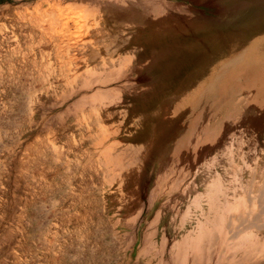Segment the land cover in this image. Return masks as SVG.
<instances>
[{
    "label": "rangeland",
    "instance_id": "1",
    "mask_svg": "<svg viewBox=\"0 0 264 264\" xmlns=\"http://www.w3.org/2000/svg\"><path fill=\"white\" fill-rule=\"evenodd\" d=\"M142 1L164 14L176 4L188 23L156 14L131 28L125 8L140 14ZM263 64L264 0H0V264H195L201 247L181 250L200 179L264 169V109L240 107L214 148L188 143L170 160L174 117ZM158 157L177 167L160 172ZM260 228L221 237L214 262L249 264L264 250Z\"/></svg>",
    "mask_w": 264,
    "mask_h": 264
},
{
    "label": "bare ground",
    "instance_id": "2",
    "mask_svg": "<svg viewBox=\"0 0 264 264\" xmlns=\"http://www.w3.org/2000/svg\"><path fill=\"white\" fill-rule=\"evenodd\" d=\"M142 2L144 4V11H140V14L137 13L136 15H133L131 7L126 6L125 8L126 10L124 12L123 18L126 23L131 24V28L137 26L139 27V29L141 28L142 30H144L153 22L156 14L161 16V18L163 17L164 19H166L168 24L171 22L175 23L177 21V23L179 24V28L180 26H185L188 23V18L190 17L189 12L187 10H185V13L178 11L179 8H176V4L170 3L167 6L168 14H164L163 12L155 11V7L153 5H147V1ZM149 10L151 11L146 14V12H148ZM118 16L119 14H116L115 12L113 14L109 13L105 17L113 19ZM149 28H152V35H154L156 33V29L153 27ZM174 34L178 36V33L174 32ZM147 63L151 64V62ZM151 68H153L152 72H156V68L153 64H151ZM227 79V85H222L221 87H219L222 90L223 94H221L215 101L210 102L211 104H206L207 106H205L204 108H200L199 106L202 104V101L197 98L196 101L191 103V106H188V108H186L185 113L177 114L174 117L176 118V121L181 122L183 126L179 131L183 130V128H186L187 132L179 136V131L177 130V135L175 134V136H173V141H175V148L171 153L172 155H169L170 160H172L173 155H178L182 147L188 143L193 146V152L198 154L203 151L201 150L202 148L204 149V151L206 149L214 148L215 142L218 143L217 134L221 133L225 122L231 121L232 119L234 120V118L237 117V110L240 107L245 106L248 110H257L258 108L256 106H258L264 109V64L253 67L251 65L250 68H245L238 72H230ZM262 112H264V110ZM158 159L159 167L162 169L160 170V172H168V170L177 167L173 165V162H169V159H166V157H163V159L158 157ZM133 169L134 168L132 167V165L122 166V172L128 174H130ZM257 172L261 173V175L259 176L261 180L259 182H256L251 177V174L253 173L258 176ZM262 172H264V169L258 170L253 167L250 168L246 165L237 167L231 165L230 170H226L225 167H222L219 173H217L218 178L211 177L207 180L200 179L199 189L201 190V193L200 196H197L196 198V200L199 201L196 204V207L199 208V206H201L198 211L202 217L196 211L197 208L195 206H189L187 219L185 216V219L183 220L186 221L185 225H187L188 228L186 229L185 233L184 248L181 250L184 258L188 256V252L192 253V250L201 247L198 256L200 257V260L198 259L195 264L237 263H224V260H218L219 262L215 263L214 261L216 260L214 259V257L217 256H215V254L216 247L218 246H216V244L219 243L221 237H227V242L228 238L229 240L233 239V237L238 238V236L242 234V232L243 234L244 232L249 233V231H252L254 228L261 229L260 226L264 227V173ZM159 173L157 176H153L154 178H152V181L154 183H151L153 185L150 188L149 192L151 191V189H158V192L160 191V188L157 185V181L160 179L158 178ZM206 174H210V172L207 171ZM136 175L134 177H136ZM224 176H227L228 178H224ZM246 176H249V178H246ZM128 190L129 189H126L127 192H129ZM172 190H175V188L169 187L167 192H170ZM130 193L134 195V197H132V201L135 202L136 205H138V200L140 199L138 188L136 189L134 187L133 189H131ZM168 197L169 198H167L163 203L159 204V206L161 205L159 211L162 212V214L163 212L167 211L165 208L167 206V203L175 200V198H172L171 196ZM130 202L131 201H129V203ZM197 215L201 218V220L195 221ZM221 232H223V235H221ZM222 241H224L225 243V239L221 240V242ZM211 246L212 249L210 248ZM247 251L249 250L247 249ZM256 252H254L255 254L252 255L249 252H246L250 255L244 257L245 260H250L249 264H264V250L258 253ZM220 254L222 255V253ZM242 255L245 256V253H243ZM203 256H205V258H203ZM191 257L192 256L190 255V258ZM207 257H209L210 259L208 260ZM187 258H189V256ZM220 259H222L221 256ZM228 261L236 260L230 258V260ZM192 262L194 261L189 260L186 263L192 264Z\"/></svg>",
    "mask_w": 264,
    "mask_h": 264
}]
</instances>
